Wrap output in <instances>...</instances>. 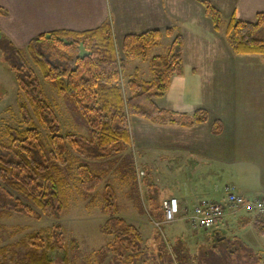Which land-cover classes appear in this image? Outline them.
Masks as SVG:
<instances>
[{
    "label": "trees",
    "instance_id": "obj_1",
    "mask_svg": "<svg viewBox=\"0 0 264 264\" xmlns=\"http://www.w3.org/2000/svg\"><path fill=\"white\" fill-rule=\"evenodd\" d=\"M200 1L213 27L220 31L225 24L222 12L210 1ZM0 13L5 11L0 9ZM164 35L173 37L166 50L148 56V51ZM225 35L234 53L264 55V12H259L253 21L232 17ZM0 41L15 76L19 99L21 127L4 123L0 129V182L11 192V208L15 212L39 218L41 215L59 217L69 210L70 171L75 172L83 195L97 190L104 177L86 160L105 158L109 154L108 146L128 143L130 116L158 124L182 125L205 122L209 118L203 108L187 113L157 104V99L168 92L172 78L184 72V36L172 26L123 37L124 58L146 59L150 71L148 79L138 74L128 78L127 93L122 84L125 62L119 57L110 19L86 31L43 32L23 48L4 35ZM42 78L52 83L83 117L88 136L62 130ZM37 122L45 127L46 136ZM222 128L220 120L213 121L214 133H220ZM102 201L107 218L100 230L112 235V241L100 251L111 249L118 262L133 264L147 248L146 238L137 225L119 215L117 191L109 183L104 186ZM251 221L264 233L263 215H253ZM10 248L18 255L13 264H52L51 254L58 249V244L53 241L52 231L42 229L28 234ZM259 260L264 263V259Z\"/></svg>",
    "mask_w": 264,
    "mask_h": 264
},
{
    "label": "crops",
    "instance_id": "obj_2",
    "mask_svg": "<svg viewBox=\"0 0 264 264\" xmlns=\"http://www.w3.org/2000/svg\"><path fill=\"white\" fill-rule=\"evenodd\" d=\"M208 1L228 19L227 26L232 17L253 21L264 12V0ZM0 9L5 11L0 13V34L20 48L43 32L86 31L108 19L116 44L117 36L122 40L128 33L174 27L184 36V72L172 78L168 92L157 104L187 113L203 108L209 118L192 125L148 120L147 131H140V151L150 147V136L157 137L152 145L166 152L168 167L173 170L170 182L175 185L174 194L162 201L176 197L190 223L200 200H224L226 185L246 196L264 192V55H234L230 45L219 48L218 39H222L200 0H0ZM169 37L171 42L173 37ZM215 120L223 125L218 134L212 131ZM235 215L238 226L251 225L255 233H243L245 226H230ZM251 218L244 212L228 213L206 230V237L214 235L218 247L220 242L232 244L234 250L238 245L251 252L250 258L264 259V233L255 228ZM230 253L235 254L233 250Z\"/></svg>",
    "mask_w": 264,
    "mask_h": 264
},
{
    "label": "rangeland",
    "instance_id": "obj_3",
    "mask_svg": "<svg viewBox=\"0 0 264 264\" xmlns=\"http://www.w3.org/2000/svg\"><path fill=\"white\" fill-rule=\"evenodd\" d=\"M224 20L227 22L228 19L224 17ZM226 26L227 24L218 31V37L222 39H218L219 48H230L227 46L226 36L224 37ZM117 37L119 57L125 62L122 84L127 93L125 85L127 79L133 76L132 72L149 78L150 71L148 61L140 57L124 58L122 40ZM170 40L169 36L164 35L159 44L148 51V55L164 52ZM230 50L236 54L231 48ZM41 81L48 100L55 107L62 130H73L88 136L84 119L78 111L57 92L52 83L44 78ZM18 100L15 76L0 41V129L4 123L21 127ZM146 121L148 120L143 117L130 116L128 128L131 140L126 144L119 142L108 146L106 150L109 154L105 158L86 160L104 177L97 190L83 195L76 182L75 172L68 173L70 207L59 217L41 215L37 218L27 213L15 212L11 208V192L0 182V264L4 261L13 264V259L18 255L13 254L11 245L42 229L52 231L53 241L58 244V249L51 254L52 264H123L122 261H117L118 257L113 250L105 248L104 252L100 251L112 241V235H106L100 230L107 218L102 210L103 190L107 183L117 191L119 215L127 222L137 225L147 241L143 255L133 264H264L262 260L250 258L251 252L245 247L236 245L234 250L232 244L227 243L225 246L223 242L218 247L216 237L210 235L208 238V229H195L191 226V221H187L186 214L181 209L174 221H165L161 208L162 198L174 194L175 185L170 182L173 170L168 167L166 152L152 145V140L155 142L157 137L150 136V147L140 151L137 140L140 139V131H147L149 128V121ZM37 124L46 136L43 124ZM149 132L153 133L151 129ZM141 170L145 173L141 174ZM148 181L154 182V185L151 186ZM239 213L241 212L236 214ZM156 221L161 222V225L158 226ZM230 226H245L243 233H255L251 225L238 226V215L233 216ZM71 238L76 241L71 242ZM231 250L235 254L231 255Z\"/></svg>",
    "mask_w": 264,
    "mask_h": 264
},
{
    "label": "built area",
    "instance_id": "obj_4",
    "mask_svg": "<svg viewBox=\"0 0 264 264\" xmlns=\"http://www.w3.org/2000/svg\"><path fill=\"white\" fill-rule=\"evenodd\" d=\"M162 209L165 221L175 220L180 210L179 201L176 197H168L162 201ZM246 212L252 215L264 216V192L246 196L237 191L234 186H225V198L223 201L202 199L197 203L195 212L190 216L194 228L208 229L213 227L219 219L228 213ZM158 226L161 222H155Z\"/></svg>",
    "mask_w": 264,
    "mask_h": 264
}]
</instances>
